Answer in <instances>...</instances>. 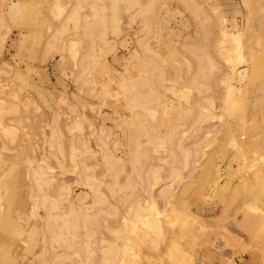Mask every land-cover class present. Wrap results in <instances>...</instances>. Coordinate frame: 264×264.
<instances>
[{"label": "rangeland", "instance_id": "rangeland-1", "mask_svg": "<svg viewBox=\"0 0 264 264\" xmlns=\"http://www.w3.org/2000/svg\"><path fill=\"white\" fill-rule=\"evenodd\" d=\"M0 264H264V0H0Z\"/></svg>", "mask_w": 264, "mask_h": 264}, {"label": "bare ground", "instance_id": "bare-ground-1", "mask_svg": "<svg viewBox=\"0 0 264 264\" xmlns=\"http://www.w3.org/2000/svg\"><path fill=\"white\" fill-rule=\"evenodd\" d=\"M147 95V94H146ZM151 96V95H150ZM144 98H146L145 97V95H144ZM147 100V99H146ZM70 213H72V210H71V212ZM146 214V213H145ZM147 216V215H146ZM123 220H124V222H129V219L128 218H126V217H123ZM132 222V221H131ZM132 225H130V228H132V229H135V226H134V223L132 222L131 223ZM79 223H78V220H72V219H69V220H66L65 222H63L62 224H60V227L59 228H61V232H60V234H59V238H62V234H63V230L64 229H75V228H78L79 227ZM131 230V229H130ZM68 231V230H67ZM134 231V230H133ZM67 238V237H66ZM76 238V237H75ZM62 241H63V243H64V245L65 246H67L68 248H70L71 246H73V244H72V241H66V239H61ZM126 245V243H124V246ZM106 260V259H105Z\"/></svg>", "mask_w": 264, "mask_h": 264}]
</instances>
